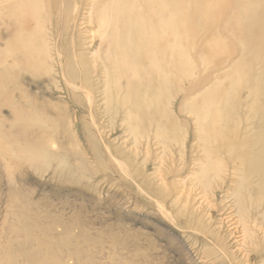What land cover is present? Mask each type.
I'll return each instance as SVG.
<instances>
[{
    "label": "rangeland",
    "instance_id": "374dc122",
    "mask_svg": "<svg viewBox=\"0 0 264 264\" xmlns=\"http://www.w3.org/2000/svg\"><path fill=\"white\" fill-rule=\"evenodd\" d=\"M41 1L47 8L37 22L0 1V264H264V190L256 188L264 187L257 144L264 135V21L253 22L264 18V0H134L144 8L150 2L154 28L136 55L102 39L100 4L90 21L70 29L56 0ZM66 78L95 95V124ZM161 127L171 130L161 132L167 140L157 134ZM107 146L147 198L121 175ZM254 150L262 151V170L258 162L259 169L247 168L246 161H257ZM240 173L259 206L236 201Z\"/></svg>",
    "mask_w": 264,
    "mask_h": 264
},
{
    "label": "bare ground",
    "instance_id": "6f19581e",
    "mask_svg": "<svg viewBox=\"0 0 264 264\" xmlns=\"http://www.w3.org/2000/svg\"><path fill=\"white\" fill-rule=\"evenodd\" d=\"M0 1H2V0H0ZM55 1V0H54ZM101 1V0H100ZM99 0H89V1H87V0H72V2H69V3H67V0H56V5H58L57 6V8H56V10L58 11V13H59V15H61L62 16V14L63 15H66L65 16V18L67 17L70 21H71V25H70V29H74L75 27H78V24L79 25H83L84 23H86L87 21H90V14H91V11H92V9H93V6H94V4H100V7H101V9H102V11H101V15L99 16V18H98V20H99V27H100V29H101V31H102V39H104V40H108L110 43H112V44H114L115 46L117 45V46H124V47H126L127 49H128V51L130 52V53H133V54H135L136 55V53H138V51L140 50V48L145 44V43H149L150 42V39L152 38L151 36H150V34H152L151 32H150V34L147 32V30L149 31H153L154 30V28H152V10H151V8H150V2H152L151 0H149L150 2H148L147 3V5H146V7L144 8V7H142L140 4H134L133 3V1L134 0H105V1H101L100 2ZM11 2H13V3H15V10H17V11H19L20 12V15L22 16V15H24V16H27V19L29 18V17H31L32 18V22H37V21H34V20H36V19H38L39 17H41V18H43V16H44V5H43V2L41 1V0H5V5L6 4H9V3H11ZM45 4V3H44ZM164 5V3L163 4H161V6H163ZM44 6V7H43ZM50 6V5H49ZM198 7V6H197ZM45 8H47V6L45 7ZM199 10H200V8H199ZM199 13V12H198ZM86 14V15H85ZM51 16V15H50ZM60 16V17H61ZM249 18V17H248ZM49 19H50V17H49ZM63 19V18H62ZM67 19V20H68ZM59 21V20H58ZM263 22L264 21V18H263V13L261 14V16L260 17H258L256 20H254L253 22H255V23H257V22ZM67 22V21H66ZM50 23V22H49ZM60 24V23H59ZM66 24V23H65ZM94 25V24H93ZM50 26V25H49ZM54 26V25H53ZM58 26V25H57ZM56 26V27H57ZM61 26V25H60ZM252 26V25H251ZM74 27V28H73ZM98 27V26H97ZM161 30H160V32L162 33L163 31H164V24H162L161 26ZM47 28V27H46ZM48 28H50V27H48ZM61 28V27H60ZM246 28V27H245ZM49 30V29H48ZM77 30V29H76ZM248 30V29H247ZM250 30V29H249ZM5 31H6V29H5ZM254 31V30H253ZM59 32V31H58ZM62 32V31H61ZM50 33V32H49ZM57 33V32H56ZM60 33V32H59ZM51 34V33H50ZM61 34V33H60ZM247 34V33H246ZM252 35V34H251ZM259 35V34H258ZM69 36V35H68ZM73 34H72V38H73ZM156 36H158V33L156 34ZM261 36V35H260ZM259 36V38L261 39V37ZM52 37V36H51ZM56 38V37H55ZM71 38V39H72ZM256 39V38H255ZM258 39V38H257ZM256 39V40H257ZM47 40H49L48 38H47ZM249 41H250V39H249ZM255 42V41H254ZM92 43V42H91ZM102 43V42H101ZM260 43V42H259ZM256 44V43H255ZM72 45H74V40H73V42H72V44H71V46ZM150 45H151V43H150ZM53 46H55V45H53ZM154 46H156V44L154 45ZM67 47V46H66ZM53 48V47H52ZM91 48V47H90ZM159 48V47H158ZM63 49V48H62ZM70 49V48H69ZM101 49V48H100ZM103 49V48H102ZM125 49V48H124ZM32 50V49H31ZM89 50V49H88ZM51 51V50H50ZM72 51H75V50H72ZM56 52V51H55ZM71 54L70 55H72V52H70ZM50 54V53H49ZM53 54V53H52ZM51 55V54H50ZM55 55L57 56V58L58 59H60L61 60V58H62V54H60L58 51H57V53H55ZM67 55V54H66ZM35 58V57H34ZM69 58V57H68ZM67 58V59H68ZM76 58V57H75ZM74 59V57H72V60ZM134 60H137L138 58L137 57H135V58H133ZM70 60V59H69ZM108 61V60H107ZM62 62H63V60H62ZM67 63H68V60L66 61ZM94 62V61H93ZM6 63H7V61H6ZM47 63V62H46ZM64 63V62H63ZM70 63H71V61H70ZM69 63V64H70ZM54 64V63H53ZM68 64V65H69ZM73 64V63H72ZM71 64V65H72ZM212 65H214V62L213 63H211ZM64 65V64H63ZM75 65V64H74ZM211 65V66H212ZM252 65H253V63H252ZM256 65V64H255ZM59 66V65H58ZM76 66V65H75ZM78 66V65H77ZM92 66H94L93 64H92ZM141 66V65H140ZM247 67V66H246ZM251 67V66H250ZM29 68V67H28ZM72 68V67H71ZM249 68V67H248ZM60 69V68H59ZM142 69V72L141 73H143V71H145V70H143V68H141ZM250 69V68H249ZM66 70H68V68L66 67ZM76 70V69H75ZM78 70V69H77ZM133 70V69H132ZM70 71V70H69ZM69 71H67V72H69ZM97 71V70H96ZM243 71V70H242ZM242 71H241V73H242ZM250 71V70H249ZM54 72V71H53ZM95 71H93V73H94ZM134 72V71H133ZM239 72V71H238ZM246 72V71H245ZM251 72H253V70L251 71ZM251 72H249V73H251ZM27 73H30V72H27ZM71 73V72H70ZM75 73V72H74ZM73 73V75L75 76V74ZM106 73V72H105ZM112 73V72H111ZM193 73V72H192ZM241 73H239V74H241ZM258 73V72H257ZM61 74V73H60ZM63 74H66L65 72L63 73ZM68 74V73H67ZM97 74V73H96ZM136 74V73H135ZM139 74V73H138ZM244 74V73H243ZM42 75V74H41ZM54 75V74H53ZM55 75H56V73H55ZM81 75V74H80ZM193 75V74H192ZM238 75V74H237ZM246 75V74H245ZM113 76V75H112ZM135 76H137V78L136 79H138V75H134L133 77H134V79H135ZM140 76V75H139ZM142 76H143V74H142ZM141 76V78H142V80H143V77ZM235 76V75H234ZM41 77V76H40ZM50 77V75L47 77V78H49ZM66 77H69L68 75H66ZM70 77H73L72 76V73H71V76ZM69 77V78H70ZM76 77V76H75ZM151 76L149 75V77H147V78H150ZM233 77V76H232ZM247 77V76H246ZM264 77V76H263ZM19 78V77H18ZM36 78V77H35ZM34 78V79H35ZM42 78V77H41ZM45 78V77H44ZM52 78V77H51ZM77 78V77H76ZM237 79V78H236ZM235 79V80H236ZM240 79L242 80V78H241V76H240ZM244 79V78H243ZM17 80V79H16ZM31 80V79H30ZM53 80V79H52ZM52 80H51V82H52ZM62 80V79H61ZM66 80V85H68L67 87H69L71 90H73L74 92H76V93H78V95L79 96H81V98H83V99H81V101H80V99H78L77 98V101L78 102H82V103H86V105L88 106V109H90L91 108V112H90V114H89V116L91 117V119H92V121H91V123L93 124H95V122H94V117H95V114H93V107H94V96H88V93L87 92H85L84 91V89H83V87H81L80 85H76L74 82L72 83L71 81H69V79H65ZM73 80V79H72ZM75 80V79H74ZM150 80H151V78H150ZM233 80H234V78H233ZM232 80V81H233ZM238 80H239V78H238ZM78 81V80H77ZM140 81V80H139ZM138 81V82H139ZM240 81V80H239ZM238 81V82H239ZM53 82H54V80H53ZM121 82V81H120ZM148 82V81H147ZM150 82H152V81H150ZM225 82V85L228 83V81L226 82V81H224ZM237 82V81H236ZM254 81L252 80V83H253ZM78 83H79V81H78ZM140 83L141 84H139L138 83V86L140 87V85L141 86H143L144 87V89L146 88V85L144 86L143 85V83H146V82H144V80H143V83H142V81H140ZM245 83L247 84L248 83V81H245ZM262 83H264V82H262ZM151 84V83H150ZM157 84V83H156ZM233 84V83H232ZM231 84V85H232ZM240 84V83H239ZM56 85H57V83H56ZM158 85H159V82H158ZM234 85H236V83H234ZM242 85V84H241ZM20 86V85H19ZM147 86H149V84H147ZM153 86H155V84L153 85ZM227 86V85H226ZM225 86V87H226ZM228 86H230V85H228ZM165 87V86H164ZM179 87V86H178ZM230 87H232V86H230ZM233 87H236V86H233ZM232 87V88H233ZM249 87H250V85H249ZM154 88V87H153ZM169 88V87H168ZM239 88H240V86H239ZM243 88V87H242ZM241 88V89H242ZM52 89H55V88H52ZM60 88H58V90H59ZM146 89H148V87L146 88ZM165 89V88H164ZM226 89V88H225ZM228 89H229V87H228ZM261 89V88H260ZM99 90V89H98ZM166 90V89H165ZM169 90L170 89H168V92H167V90H166V93H164L165 95L167 94V96H168V94H169ZM231 90V89H230ZM240 90V89H239ZM238 90V91H239ZM243 90V89H242ZM245 90V89H244ZM247 90V89H246ZM11 91H12V88H11ZM138 91V90H137ZM140 91V90H139ZM146 91V90H145ZM150 91V90H149ZM148 91V92H149ZM152 91V90H151ZM172 91V90H171ZM232 91V90H231ZM234 91V90H233ZM147 92V93H148ZM152 92H154V91H152ZM248 92V91H247ZM255 92V91H254ZM254 92H251L252 93V96H253V93ZM12 93V92H11ZM67 93V92H66ZM140 93V92H139ZM150 94H147V95H152L151 94V92H149ZM234 94H235V91L233 92ZM237 93V92H236ZM71 94H72V92H71ZM93 94V93H92ZM130 94V93H129ZM156 94V93H155ZM67 95V94H66ZM117 95V94H116ZM119 95H120V93H119ZM172 95V94H171ZM233 95V94H232ZM256 95H259L257 92H256ZM256 95H254V96H256ZM74 96V95H73ZM152 96H154V95H152ZM173 96V95H172ZM9 97V96H8ZM75 97H77V95H75L74 96V99H75ZM97 97H98V95H97ZM230 97V96H229ZM146 98H148V96L146 97ZM256 98V97H255ZM15 99V98H14ZM71 99V98H70ZM100 99V98H99ZM118 99V98H117ZM145 99V98H144ZM170 99V98H169ZM179 99V98H178ZM254 99V98H253ZM258 99V98H257ZM256 99V100H257ZM24 100V99H23ZM72 100V99H71ZM130 100V99H129ZM149 100V99H148ZM173 100H174V98H173ZM231 100V99H230ZM233 100V99H232ZM26 101V100H25ZM76 101V100H75ZM151 101V100H150ZM172 101V100H171ZM26 102H28V101H26ZM77 102V103H78ZM118 102V101H117ZM123 102V101H122ZM130 102V101H129ZM133 102V101H132ZM144 102L146 103V101L144 100ZM233 103H235L234 101H232ZM256 102H260V101H256ZM255 102V103H256ZM77 103H75V104H77ZM80 103H78V105L80 104ZM134 103V102H133ZM133 103H131V106H132V104ZM151 103V102H150ZM161 104H162V101L160 102ZM171 103V102H170ZM248 103H250V101H248ZM97 104V103H96ZM100 104V103H99ZM135 104H137L138 105V103L137 102H135ZM178 104V103H177ZM252 104H254L253 103V100H252ZM262 104V103H261ZM19 105V104H18ZM52 105V104H51ZM50 105V106H51ZM58 105V104H57ZM64 105V104H63ZM136 105V106H137ZM143 105H145V104H143ZM152 105V104H151ZM168 105H169V103H168ZM168 105H166V106H168ZM234 105V104H233ZM54 106V105H53ZM80 106V105H79ZM96 106V105H95ZM139 106V108H141L140 107V105H138ZM160 106H162V105H160ZM163 106H164V103H163ZM171 106V105H170ZM196 106V105H195ZM195 106H192V109H194L195 108ZM250 106H253V105H250ZM259 106V105H258ZM23 107V106H22ZM32 107V106H31ZM52 107V106H51ZM135 107V106H134ZM148 104H146V106L144 107L146 110L148 109V111H149V109H150V107H148ZM159 107V106H158ZM165 107V106H164ZM254 107V106H253ZM253 107H248V110L250 109V108H252L253 109ZM20 108H21V106H20ZM34 108V107H33ZM55 108H56V106H55ZM63 108V107H62ZM101 108V107H100ZM136 108V107H135ZM134 108V113H132L133 115L135 114V112L138 110H140V109H135ZM143 108V107H142ZM141 108V109H142ZM151 108H152V106H151ZM157 108V107H156ZM255 108H256V106H255ZM259 108V107H258ZM264 108V107H263ZM7 109H8V107H7ZM31 109V108H30ZM35 109V108H34ZM95 109V108H94ZM158 109V108H157ZM157 109H156V111H157ZM165 110H167V108L165 107L164 108ZM163 109V111H165ZM170 109V108H169ZM18 110V109H17ZM23 110V109H22ZM21 110V111H22ZM33 110V109H32ZM52 110V109H51ZM63 110V109H62ZM118 110V109H117ZM130 110H131V107H130ZM136 110V111H135ZM153 110V109H152ZM154 110H155V108H154ZM159 110H160V108L158 109V112H159ZM264 110V109H263ZM56 111V110H55ZM58 111V110H57ZM89 111V110H88ZM132 111V110H131ZM156 111H154L155 113H156ZM167 111H169V110H167ZM254 111H256V110H254ZM23 112V111H22ZM34 112V111H33ZM40 112V111H39ZM59 112H61V111H59ZM150 112V111H149ZM153 112V111H152ZM152 112H151V114H150V116H149V114H148V116L149 117H151L152 118ZM171 112H172V110H171ZM193 112V111H192ZM200 112V111H199ZM198 112V113H199ZM257 112V111H256ZM258 112H260V111H258ZM258 112L256 113V114H258ZM262 112V111H261ZM37 113V112H36ZM42 113V112H41ZM64 113H66V111L64 112ZM98 113H99V111H98ZM137 113V112H136ZM154 113V115H156V114H159V113H156L155 114ZM167 113V112H166ZM165 112H163V114H164V118H165V116L166 115H168V113L166 114ZM170 113V112H169ZM197 113V114H198ZM249 113H251V112H249ZM26 114H28V113H26ZM30 114V113H29ZM29 114L27 115V116H29ZM62 114H63V112H62ZM100 114H101V112H100ZM160 114H161V111H160ZM171 114V113H170ZM219 114V113H218ZM41 115V114H40ZM44 115V114H43ZM57 115V114H56ZM67 115V114H66ZM85 115V114H84ZM118 115V114H117ZM130 115H131V112H130ZM130 115H128L127 117L128 118H130L129 116ZM152 115V116H151ZM162 115V114H161ZM160 115V116H161ZM222 115V113L220 114V116ZM26 116V117H27ZM31 116V115H30ZM37 116H38V113H37ZM81 116V115H80ZM103 116V115H102ZM119 116V115H118ZM132 116V115H131ZM147 116V115H146ZM163 116V115H162ZM169 116V115H168ZM204 116V115H203ZM229 116H230V114H229ZM257 116V115H256ZM39 117V116H38ZM47 117H50V116H47ZM63 117V116H62ZM61 117V118H62ZM104 117V116H103ZM102 117V118H103ZM125 117V116H124ZM123 117V118H124ZM134 117H136V116H132V119L134 120V119H136V118H134ZM145 117V116H144ZM169 117H171V116H169ZM51 118V117H50ZM53 118V117H52ZM52 118L50 119L51 121H52ZM60 118V120H62ZM69 118V117H68ZM82 118V117H81ZM80 118V119H81ZM105 118H107V117H105ZM119 118V117H118ZM127 118V119H128ZM208 118V117H207ZM207 118H206V120H207ZM264 118V117H263ZM49 119V118H48ZM84 119V118H83ZM126 118H124L123 120H125V122H126V120H127ZM131 119V121H133ZM160 119V118H159ZM159 119H158V121H159ZM161 119L162 120H165V119H163L162 117H161ZM174 119H175V115H174V117H172V120H173V122H175L174 121ZM261 119V118H260ZM42 120V119H41ZM116 120V119H115ZM129 120V119H128ZM169 120V119H168ZM49 120H47V122H48ZM57 121V120H56ZM83 121V120H82ZM85 121H86V119H85ZM100 121V120H99ZM99 121H98V123H99ZM131 121H128V122H130V124H131ZM166 121H167V119H166ZM166 121H163L164 123H166ZM53 122V121H52ZM62 122V121H61ZM60 122V123H61ZM80 122V121H79ZM89 122V121H88ZM107 122V121H106ZM134 122V121H133ZM170 122H172V121H170L169 120V123ZM173 122L172 123H170V124H172L171 126H173ZM203 122H205V121H203ZM208 122H210V120L208 121H206V124L208 123ZM56 123V122H55ZM105 123V122H104ZM148 123H150V122H148ZM176 123V122H175ZM260 123V122H259ZM59 124V123H58ZM62 124V123H61ZM66 124V123H65ZM82 124V123H81ZM80 124V125H81ZM92 124H91V126H92ZM107 124H108V122H107ZM130 124H128L129 125V127H131L132 125H130ZM134 124V123H133ZM155 124V123H154ZM168 124V123H167ZM169 124V125H170ZM209 124V123H208ZM207 124V125H208ZM263 124V123H262ZM46 125H48V124H46ZM50 125H51V123H50ZM53 125V124H52ZM55 125V124H54ZM53 125V126H54ZM128 125H127V128H128ZM168 125V126H169ZM178 126V124L176 123V124H174V126ZM204 125H205V123H204ZM5 126V125H4ZM29 126V125H28ZM56 126H57V124H56ZM56 126H54V128L56 127ZM109 126V125H108ZM113 126V125H112ZM164 126V125H163ZM170 126V127H171ZM176 126V127H177ZM180 126V125H179ZM178 126V127H179ZM221 126V125H220ZM41 127V126H40ZM47 127V126H46ZM58 127V126H57ZM60 127H62V126H60ZM81 127H82V125H81ZM93 127H95V126H93ZM101 127H103V126H101ZM169 127V128H170ZM177 127V130L178 129H180V128H178ZM264 127V126H263ZM109 128H110V126H109ZM113 128V127H112ZM132 128V127H131ZM168 128V129H169ZM199 128V127H198ZM223 128V127H222ZM102 129V128H101ZM129 129V128H128ZM159 129V128H158ZM160 129H162L161 131L160 130H157L156 129V131H157V134H160V137H163V136H166L167 134L168 135H171V134H169L170 132H171V130H170V132L169 133H167V130L166 131H164L165 129H163V127H161ZM170 129H172V127L170 128ZM94 130V129H93ZM95 130H96V128H95ZM133 130H135L134 128H132V131ZM173 130H175V128L173 129ZM172 130V131H173ZM177 130H175V134H177L178 132H177ZM211 130V129H210ZM261 130V129H260ZM72 131H74V130H72ZM127 131H130V130H127ZM154 131H155V129H154ZM156 131H155V133H156ZM158 131H160L159 133H158ZM178 131H182V129H180V130H178ZM161 132H164V134L165 133H167L166 135H163V133H161ZM177 132V133H176ZM183 132V131H182ZM257 132V131H256ZM259 132H261V131H259ZM263 132L264 131H262V133L261 134H263ZM5 133V132H4ZM99 133H101V130H100V132ZM131 133V132H130ZM154 133V132H153ZM254 133V132H253ZM96 134V133H95ZM94 134V135H95ZM131 134H133V133H131ZM161 134L163 135V136H161ZM151 135V134H150ZM173 135H174V133H173ZM182 135H183V137H184V133H182ZM181 135V136H182ZM253 135V134H252ZM97 136V135H96ZM137 136V135H136ZM157 136V135H156ZM176 136V135H175ZM175 136H173L174 138H175ZM238 136V135H237ZM257 136H259V135H257ZM158 137V136H157ZM219 137V136H218ZM99 138V137H98ZM140 138V137H139ZM147 138V137H146ZM145 138V139H146ZM151 138V137H150ZM167 136H166V140H167ZM169 138H172V136L170 137L169 136ZM174 138H172V140L174 139ZM177 138H180V137H178L177 136ZM238 138V137H237ZM260 139H258L259 140V142H261L262 143V145H260L259 143H257L259 146H262V148L261 149H263V152H264V135H262L261 137H259ZM97 139V138H96ZM100 139V138H99ZM142 139V138H141ZM144 139V138H143ZM148 139V138H147ZM146 139V140H147ZM153 139V138H152ZM156 139V138H155ZM164 139V138H163ZM182 139V138H181ZM217 139V138H216ZM149 140V139H148ZM147 140V141H148ZM165 139H164V141H166ZM169 140V139H168ZM183 140V139H182ZM237 140V139H236ZM254 140V139H253ZM252 140V141H253ZM87 141V140H86ZM109 141V140H108ZM136 141V140H135ZM163 141V140H162ZM171 141V139L169 140V142ZM217 141H218V139H217ZM220 141H222V139H220ZM224 141H226V140H224ZM223 141V142H224ZM238 141V140H237ZM249 141V140H248ZM101 142V141H100ZM157 142H158V140H157ZM156 142V143H157ZM166 142H168V141H166ZM166 142H164V144L166 143ZM174 144H176V143H180L179 141L178 142H176V141H172ZM171 142V143H172ZM176 142V143H175ZM182 142V141H181ZM228 142V141H227ZM236 142V141H235ZM233 142V146L236 144V143H239V142ZM255 142H257V141H255ZM87 143H88V141H87ZM86 143V144H87ZM153 143V142H152ZM162 143V142H161ZM242 143V142H241ZM99 144V143H98ZM111 144V143H110ZM150 144V143H149ZM210 144H212V143H210ZM216 144V143H215ZM224 144H225V142L224 143H222L221 142V146H218V143H217V145L215 146V148L216 147H219V149H220V147H222V146H224ZM229 144V143H228ZM232 144V143H231ZM231 144H229L228 146H230ZM244 144H245V142H244ZM244 144H240L241 146H243ZM159 145V144H158ZM166 145V149H165V147H162V151H167L168 150V145H167V143L165 144ZM170 145V144H169ZM182 145V148H183V144H181ZM257 145V146H258ZM159 146H162V144L161 145H159ZM175 146V145H174ZM173 146V148H176V147H174ZM179 146V145H178ZM213 146V147H214ZM228 146H226V148L228 147ZM233 146L231 145L230 147L231 148H233ZM259 146H258V149H260L259 148ZM181 147V146H180ZM235 147L236 146H234V148L232 149V150H234L235 149ZM239 147V146H238ZM97 148H98V146H97ZM113 148V147H112ZM115 148V147H114ZM117 148V147H116ZM165 150H164V149ZM178 148V147H177ZM176 148V149H177ZM211 148V147H210ZM214 148V151H215V153H218L219 152V149L217 148V152H216V149ZM237 148V147H236ZM254 148V147H253ZM104 149H105V147H104ZM160 149H161V147H160ZM223 149V148H222ZM225 149V148H224ZM228 149V148H227ZM242 149V148H241ZM240 149V150H241ZM256 149V148H255ZM257 149V150H258ZM90 151L92 150V148H90L89 149ZM106 150H107V153L109 154H107L108 156H109V158L110 159H112L113 161H114V163L116 162V164H117V167L120 169V171H121V175H124L125 176V178L127 177L128 179H131L135 184L134 185H136V188L138 189V191L140 192V194H142L145 198H147L146 196H145V194H144V192H143V190H142V186H141V184H140V182H139V180L138 179H135L134 177V174L133 173H131L130 172V169L125 165V164H122L118 159H116V157L113 155V153H112V151H111V149H110V147L109 146H107V148H106ZM116 150V149H115ZM178 150H179V148H178ZM240 150H238V151H240ZM257 150H256V152H257ZM97 151H99V150H97ZM212 151V150H211ZM221 151V150H220ZM224 151V150H223ZM235 151L237 152V150L235 149ZM244 151V150H243ZM164 152V153H165ZM168 152V153H167ZM166 152V154L167 155H169V151H167ZM178 152V151H177ZM241 152V151H240ZM253 152V151H252ZM255 152V150H254V153H256ZM262 152V151H261ZM260 152V153H261ZM98 153V152H97ZM162 154L163 156L165 155V154ZM172 153V152H171ZM221 153H224V152H222L221 151ZM235 153V152H234ZM239 153V152H238ZM252 154L253 156L255 155V154ZM259 152L258 153H256V155H257V157L259 156V158H257V157H254V159L253 160H255V158L257 159V161L255 162H251L250 163V161H246L247 162V168H250L251 166V164H252V168H254V170H255V168L257 169H259V165L262 163H259L260 161H262V160H260V157L262 156V153L260 154ZM176 154V153H175ZM236 154V153H235ZM259 154V155H258ZM92 155V154H91ZM171 155V154H170ZM218 155V154H217ZM234 155V154H233ZM242 154H237V156H241ZM255 155V156H256ZM93 156V155H92ZM215 156V155H214ZM218 156H220V155H218ZM229 156V155H228ZM227 156V157H228ZM236 156V157H237ZM166 157V156H165ZM177 157V156H176ZM212 157V156H211ZM234 157V156H233ZM232 157V158H233ZM220 158V157H219ZM229 158V157H228ZM227 158V159H228ZM231 158V159H232ZM244 158V157H243ZM261 158H264L263 156L261 157ZM221 159V158H220ZM222 159H224V160H226L225 159V157H223ZM239 159V158H238ZM223 160V161H224ZM234 161H237V158L236 159H233ZM260 160V161H259ZM212 161V160H211ZM228 161H229V159H228ZM252 161V160H251ZM104 162V161H103ZM224 162H226V161H224ZM230 162V161H229ZM257 162L259 163L258 164V166L256 167V165H257ZM245 163V162H244ZM111 164V163H110ZM109 164V165H110ZM263 164H264V162H263ZM263 164H261V170H262V165ZM231 165H233V164H231ZM114 166H115V164H114ZM168 166V165H167ZM181 166V165H180ZM225 166H227L228 167V165L225 163ZM234 166V165H233ZM232 166V167H233ZM242 166L244 167V165H243V163H242ZM219 167H220V165L218 166V169H219ZM230 167V166H229ZM216 168V167H215ZM214 168V169H215ZM108 169V168H107ZM115 169H117V168H115ZM222 169V168H221ZM168 170V169H167ZM247 170V169H246ZM249 170V169H248ZM250 170H251V168H250ZM114 171V170H113ZM218 171H220V170H218ZM171 173L173 172V171H170ZM203 172V171H202ZM222 172V171H221ZM256 172V171H255ZM182 173V172H181ZM219 173V172H218ZM242 173H243V171H242ZM247 173V172H246ZM113 175V174H112ZM180 175V174H179ZM243 175H244V173H243ZM252 175V174H251ZM240 176L241 177H238V178H240L239 179V182H240V185H239V187L242 189H239V190H235L234 191V193H233V195H234V197H235V199H236V201H238V202H240V203H244V199L246 198V201H247V203H250V204H248V205H255V206H259V202H255V201H257V200H252L250 197H251V192H249V190L248 189H250V187L249 186H247V187H249L248 189H246L245 190V185H244V187H243V181H244V176L242 177V175H241V173H240ZM249 177V176H248ZM124 178V179H125ZM249 179V178H248ZM247 179V180H248ZM130 180V181H131ZM201 180V179H200ZM246 181V180H245ZM253 182V181H252ZM252 182H250V183H252ZM246 184V183H245ZM247 185V184H246ZM248 185H249V183H248ZM252 187V186H251ZM256 188H258L259 190H264V187H256ZM206 189V188H205ZM252 191H253V189H252ZM248 192V193H247ZM256 194V193H255ZM246 195V196H245ZM262 195L264 196V192L262 193ZM254 202V203H253ZM228 205V204H227ZM235 205V204H234ZM263 205V204H262ZM157 208L159 209V210H161V211H163L164 212V210H165V207H164V205L162 204V203H160V202H157ZM234 208V207H233ZM261 208V207H260ZM237 209V208H236ZM199 210V209H198ZM203 211V210H202ZM257 211V210H256ZM196 213V212H195ZM198 214H199V212H197ZM262 213V212H261ZM194 214V213H193ZM197 215V214H196ZM201 216V215H200ZM195 217V216H194ZM203 217V216H202ZM209 218H210V216H209ZM240 218V217H239ZM261 218H264L263 216L261 217ZM194 219H196V218H194ZM204 219H206L205 217L203 218V220ZM237 219V218H236ZM256 219H258V218H256ZM187 220V219H186ZM192 220V219H191ZM199 220H201V219H199ZM198 219L196 220V222L197 221H199ZM202 220V221H203ZM239 221V220H238ZM187 222H188V220H187ZM193 222V221H192ZM207 222V221H206ZM206 222H203L205 225H206ZM212 222V221H211ZM190 224L189 225H191L192 223L191 222H189ZM199 222H197L196 224H198ZM222 223V222H221ZM239 223V222H238ZM261 223H262V225H264L263 224V222L261 221ZM186 224H188V223H186ZM185 224V225H186ZM236 224H237V222H236ZM193 225V224H192ZM202 225V222L200 221V226ZM205 225H204V227H205ZM207 225H208V223H207ZM252 225V224H251ZM188 226V225H187ZM197 226V225H196ZM196 226L194 225V227L196 228ZM188 227H191V226H188ZM193 227V226H192ZM202 227H203V225H202ZM209 227V226H208ZM207 227V228H208ZM243 227V226H242ZM252 227V226H251ZM198 228H199V226H198ZM198 228H197V230H198ZM210 228V227H209ZM231 228V227H230ZM241 228V227H240ZM246 228H247V226H246ZM261 228V227H260ZM234 229H236V228H234ZM242 229V228H241ZM251 229V228H250ZM259 229V228H258ZM190 230H191V228H190ZM246 230V229H245ZM263 230V229H262ZM199 231H203V230H200L199 229ZM236 231V230H235ZM249 231V230H248ZM257 231V230H256ZM259 231V230H258ZM204 232V231H203ZM234 232V231H233ZM219 232H217V234H218ZM236 233V232H235ZM245 233V232H244ZM263 233V232H262ZM202 235H203V233H201ZM201 234H200V236H201ZM246 234H248V233H246ZM212 235V234H211ZM263 235V234H262ZM197 236V235H196ZM204 236V235H203ZM242 236V235H241ZM213 237V236H212ZM249 237V236H248ZM235 238H236V236H235ZM203 239V238H202ZM208 239V238H207ZM214 239V238H213ZM228 239V238H227ZM250 239V238H249ZM253 239V238H252ZM262 239V238H261ZM243 240H245V239H242V242H243ZM217 241V240H216ZM216 241H214V242H216ZM247 242V241H246ZM219 243V242H218ZM217 243V244H218ZM221 243V242H220ZM232 246V245H231ZM241 246V245H240ZM228 247V246H227ZM225 248V247H224ZM223 248V249H224ZM230 248V247H229ZM228 249V248H227ZM242 249V248H241ZM226 251V250H225ZM229 253H230V251L229 250H227ZM226 251V252H227ZM244 251V250H243ZM227 252V253H228ZM226 253V254H227ZM232 253H233V251H232ZM236 253V252H235ZM248 253H250V252H248ZM261 254H263V253H261ZM225 255V254H224ZM238 255V254H237ZM242 255V254H241ZM246 256V255H245ZM249 256V255H248ZM216 257V256H215ZM230 258H232V257H230ZM237 258V257H236ZM245 258V257H244ZM251 258V257H250ZM238 259V258H237ZM249 260V259H248ZM228 262V261H227ZM226 262V263H227ZM229 262H230V260H229ZM234 264H235V262H234Z\"/></svg>",
    "mask_w": 264,
    "mask_h": 264
}]
</instances>
